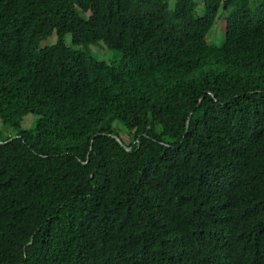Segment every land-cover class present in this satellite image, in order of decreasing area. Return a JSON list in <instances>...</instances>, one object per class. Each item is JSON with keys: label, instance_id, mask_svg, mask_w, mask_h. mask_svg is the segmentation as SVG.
I'll return each mask as SVG.
<instances>
[{"label": "trees", "instance_id": "obj_1", "mask_svg": "<svg viewBox=\"0 0 264 264\" xmlns=\"http://www.w3.org/2000/svg\"><path fill=\"white\" fill-rule=\"evenodd\" d=\"M0 264H264V0H0Z\"/></svg>", "mask_w": 264, "mask_h": 264}, {"label": "rangeland", "instance_id": "obj_2", "mask_svg": "<svg viewBox=\"0 0 264 264\" xmlns=\"http://www.w3.org/2000/svg\"><path fill=\"white\" fill-rule=\"evenodd\" d=\"M197 1L200 5H202L203 0H197ZM80 14L84 17H89V14L85 15L81 11H80ZM223 15L224 16H222V17H220V19H218L217 26H216L215 30L213 31V34L210 38L211 43H214V44L219 45V46L222 45L224 42V35H225V28H226V18H225L226 15L225 14H223ZM55 42H56V38L52 37L48 41L44 42L43 44H45V45H43V46L53 45V44H55ZM94 49H95V51H97V49L103 51L100 47H94ZM99 54H100L99 57L101 59H107V57H108V59H110V58L114 59V57H116L118 55L116 52L108 51V50H105V55L102 53H99ZM24 127L28 128L29 124H27V123L24 124ZM117 129L120 131V136H121L122 140L124 142H128V139L124 133V129L121 126H118Z\"/></svg>", "mask_w": 264, "mask_h": 264}]
</instances>
